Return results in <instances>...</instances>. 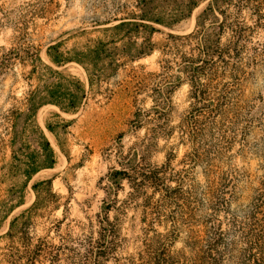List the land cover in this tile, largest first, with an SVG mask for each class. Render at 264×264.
Instances as JSON below:
<instances>
[{
	"label": "rangeland",
	"instance_id": "rangeland-1",
	"mask_svg": "<svg viewBox=\"0 0 264 264\" xmlns=\"http://www.w3.org/2000/svg\"><path fill=\"white\" fill-rule=\"evenodd\" d=\"M155 1L172 12L187 2ZM208 1L201 0L189 17L168 27L133 18L136 0H0V264H9L17 250L23 256L39 240L67 248L96 235L97 215L113 197L107 194L108 175L121 168L133 146H142L149 127L137 121L135 112L152 105L153 89L163 84V66L178 74V55L163 51L168 34L192 31ZM144 23L157 29L150 33ZM263 36L257 30L253 40ZM56 52L69 61L53 62ZM263 84L260 67L245 82L244 94ZM55 94L60 105L48 101ZM170 100L169 120L175 126L189 105L188 85H176ZM30 102L37 107L34 114L28 111ZM43 137L51 156L41 148ZM237 147L232 161L247 179L239 182L236 203L244 204L259 170L256 158L237 154ZM169 148L176 160L187 149L176 131L157 139L150 161L161 164ZM32 166L36 170L28 175ZM193 176L202 181L199 168ZM129 190L123 181L108 212L121 239L117 260L109 264H127L141 245V210L125 202ZM65 252L58 260L44 257L36 264H70Z\"/></svg>",
	"mask_w": 264,
	"mask_h": 264
},
{
	"label": "trees",
	"instance_id": "trees-1",
	"mask_svg": "<svg viewBox=\"0 0 264 264\" xmlns=\"http://www.w3.org/2000/svg\"><path fill=\"white\" fill-rule=\"evenodd\" d=\"M200 1L187 0L183 10L172 12L162 10L155 0H136L138 10L130 15L171 27L189 17ZM142 25L150 33L157 29ZM257 30L264 31V0H209L192 31L169 33L163 51L178 55V74L170 73L168 64L163 66V84L153 89L152 105L135 112L137 121L149 127L142 146H133L121 168L108 175L107 194L113 197L97 215L96 235H86L67 248L39 240L27 246L23 256L12 252L7 263L18 264L24 258L22 264H36L44 257L55 261L65 249L70 264L116 261L120 231L108 212L126 181L130 190L125 202L140 207L142 224L141 245L127 264H264V84L248 96L243 89L256 70L264 68V36L254 41ZM50 57L56 64L69 61L57 52ZM181 83L188 85L189 105L173 126L170 97ZM58 97L48 101L60 105ZM69 106L75 107L74 100ZM36 109L30 102L28 111L34 114ZM175 131L187 149L178 160L171 148L165 149L164 161L153 164L149 155L157 139H168ZM40 144L51 156L48 140L43 137ZM235 145L237 154L256 158L259 170L244 204L236 203L239 182L247 175L233 164ZM52 164L51 159L46 163ZM196 168L202 181L194 179ZM35 170L32 166L28 175Z\"/></svg>",
	"mask_w": 264,
	"mask_h": 264
}]
</instances>
